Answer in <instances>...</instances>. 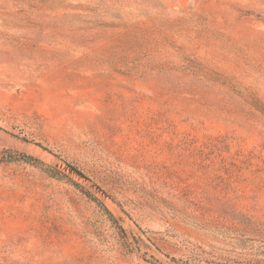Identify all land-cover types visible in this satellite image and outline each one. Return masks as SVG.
Wrapping results in <instances>:
<instances>
[{"label": "rangeland", "instance_id": "374dc122", "mask_svg": "<svg viewBox=\"0 0 264 264\" xmlns=\"http://www.w3.org/2000/svg\"><path fill=\"white\" fill-rule=\"evenodd\" d=\"M1 151L0 264H264V0H0Z\"/></svg>", "mask_w": 264, "mask_h": 264}, {"label": "trees", "instance_id": "16d2710c", "mask_svg": "<svg viewBox=\"0 0 264 264\" xmlns=\"http://www.w3.org/2000/svg\"><path fill=\"white\" fill-rule=\"evenodd\" d=\"M2 162H24V163H28L31 164L33 166H37L40 168H43L46 172H48L49 174H51L50 176L57 177L59 175V173L57 171H55L54 169L44 165L42 162H40L39 160L30 157L28 155H24V154H13L10 151H1L0 152V163ZM79 190H81V192L83 194H85L91 201H93L100 209H102L105 214L107 216H109V218H112V216L110 215V213L103 207V205L95 198H93L92 196H90L89 194H87L85 191H83L80 187H76Z\"/></svg>", "mask_w": 264, "mask_h": 264}, {"label": "water", "instance_id": "95a60500", "mask_svg": "<svg viewBox=\"0 0 264 264\" xmlns=\"http://www.w3.org/2000/svg\"><path fill=\"white\" fill-rule=\"evenodd\" d=\"M54 167L58 170L63 171L64 173H67L78 180L85 182L90 185L91 188H93L95 191H97L101 196L104 194L101 192L99 188H97L83 173H81L79 170L74 168L73 166L66 164V163H57L54 165Z\"/></svg>", "mask_w": 264, "mask_h": 264}]
</instances>
